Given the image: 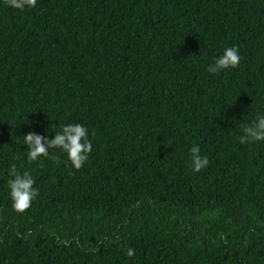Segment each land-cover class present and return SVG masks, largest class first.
<instances>
[{
	"label": "trees",
	"instance_id": "trees-1",
	"mask_svg": "<svg viewBox=\"0 0 264 264\" xmlns=\"http://www.w3.org/2000/svg\"><path fill=\"white\" fill-rule=\"evenodd\" d=\"M258 115L264 0H0V264H264V141L239 142ZM70 123L81 169L29 163L25 134ZM13 164L39 192L24 213Z\"/></svg>",
	"mask_w": 264,
	"mask_h": 264
},
{
	"label": "clouds",
	"instance_id": "clouds-1",
	"mask_svg": "<svg viewBox=\"0 0 264 264\" xmlns=\"http://www.w3.org/2000/svg\"><path fill=\"white\" fill-rule=\"evenodd\" d=\"M7 6L23 10L25 6L34 8L37 0H4ZM241 56L238 46L228 47L223 54L208 66L207 71L218 73L221 70L236 68L239 66ZM239 137L241 144L248 142L264 141V115H258L251 125L242 129ZM24 144L27 145V159L29 163L38 161L43 156H49L50 148H60L67 154L73 168L81 169L92 151L91 141L88 139V129L80 123L67 124L62 132L55 133L52 139L29 132L24 135ZM191 152V167L194 172H199L208 166L210 161L206 156L200 155L198 146H193ZM54 160L58 158L53 156ZM9 175L14 177L8 181L12 208L17 213H24L31 207L32 201L39 195L38 189L34 188L35 179L29 171L19 172L13 164L9 169ZM127 255H134V250L129 249Z\"/></svg>",
	"mask_w": 264,
	"mask_h": 264
}]
</instances>
